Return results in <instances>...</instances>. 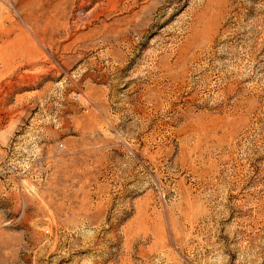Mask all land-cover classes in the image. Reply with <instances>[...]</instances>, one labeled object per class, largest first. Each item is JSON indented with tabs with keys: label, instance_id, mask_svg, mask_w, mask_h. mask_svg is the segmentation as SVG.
Returning <instances> with one entry per match:
<instances>
[{
	"label": "rangeland",
	"instance_id": "1",
	"mask_svg": "<svg viewBox=\"0 0 264 264\" xmlns=\"http://www.w3.org/2000/svg\"><path fill=\"white\" fill-rule=\"evenodd\" d=\"M0 264H264V0H0Z\"/></svg>",
	"mask_w": 264,
	"mask_h": 264
}]
</instances>
